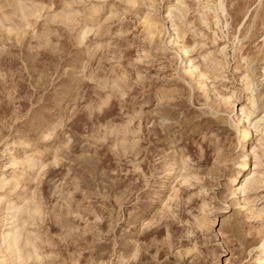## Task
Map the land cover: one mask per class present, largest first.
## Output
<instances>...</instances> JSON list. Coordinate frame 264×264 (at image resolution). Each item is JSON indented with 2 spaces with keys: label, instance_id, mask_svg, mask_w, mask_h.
Here are the masks:
<instances>
[{
  "label": "rangeland",
  "instance_id": "rangeland-1",
  "mask_svg": "<svg viewBox=\"0 0 264 264\" xmlns=\"http://www.w3.org/2000/svg\"><path fill=\"white\" fill-rule=\"evenodd\" d=\"M216 5L0 0V264H264V0Z\"/></svg>",
  "mask_w": 264,
  "mask_h": 264
},
{
  "label": "bare ground",
  "instance_id": "bare-ground-1",
  "mask_svg": "<svg viewBox=\"0 0 264 264\" xmlns=\"http://www.w3.org/2000/svg\"><path fill=\"white\" fill-rule=\"evenodd\" d=\"M216 8H217V12L219 15H222L223 17L226 16L227 14V8L225 6V0H217V5H216ZM221 16V17H222ZM221 17H217V24H220L221 23ZM219 26V25H218ZM145 29L146 31L148 32L149 34V37H154L157 33L161 34V31L159 29V26H158V23L156 21H153V20H150V19H147L145 21ZM173 37V36H172ZM172 43V42H171ZM173 43L176 45V47L178 48V51L180 53V56H183L184 57V60L189 64V69H185V72L187 75L189 76H193L196 72V69L194 68V66L191 64V61H189L187 59V56H186V53L184 52V50L182 49L181 45L179 44L178 41H173ZM188 68V67H187ZM253 92V91H252ZM230 102V101H229ZM252 105H253V108L255 109L256 108V102L255 101H252ZM253 111V110H252ZM252 113V112H251ZM264 123V117L261 118L259 120V123ZM257 123V122H256ZM258 126V125H257ZM251 128V127H250ZM247 129V127H246ZM246 132V131H245ZM247 135V134H246ZM245 135V136H246ZM249 135V134H248ZM245 167V166H244ZM250 177V176H249ZM237 181V178L234 179L233 181V184ZM236 191L238 193H240V188L238 187L236 189Z\"/></svg>",
  "mask_w": 264,
  "mask_h": 264
}]
</instances>
